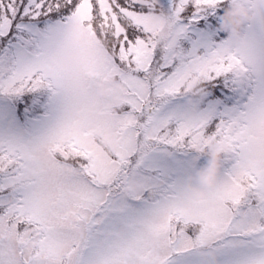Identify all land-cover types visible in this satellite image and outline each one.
Instances as JSON below:
<instances>
[{
  "label": "snow or ice",
  "instance_id": "obj_1",
  "mask_svg": "<svg viewBox=\"0 0 264 264\" xmlns=\"http://www.w3.org/2000/svg\"><path fill=\"white\" fill-rule=\"evenodd\" d=\"M229 2L0 0V97L17 101L0 109V264H264V72L248 66L264 61V0H243L258 13L246 52L181 46ZM159 13L175 25L163 48ZM88 48L96 59L72 77L53 69ZM76 75L89 92L115 77L114 111L97 116ZM92 129L117 137L110 155ZM218 141L229 155L210 203L193 206L194 154ZM130 183L141 193L123 196Z\"/></svg>",
  "mask_w": 264,
  "mask_h": 264
},
{
  "label": "clouds",
  "instance_id": "obj_2",
  "mask_svg": "<svg viewBox=\"0 0 264 264\" xmlns=\"http://www.w3.org/2000/svg\"><path fill=\"white\" fill-rule=\"evenodd\" d=\"M257 16L258 13L244 3L243 0H230L219 19L218 30L224 33L227 39L233 41L238 50L246 52L252 45L245 36V29L256 21ZM151 32L158 45L163 48L175 38L174 21L165 13L154 14L151 21ZM97 55L95 48L72 51L66 55L56 56L51 64L53 69L62 71L72 77L74 73L86 68L96 59ZM248 66L254 76L264 72V61L249 62ZM73 83L83 95H91L94 98L97 116L105 117L114 111L116 99L113 90L117 86L115 77L108 76L96 83L91 92L84 87V81L79 75L75 76ZM185 94L188 101L193 104L194 114L197 102L202 98V89L193 81L185 89ZM89 135L93 138L96 148L105 155H110L114 151L117 137L111 130L92 129ZM200 155L206 158V164L189 175L185 183L188 202L193 206L210 203L209 193L216 187L225 159L229 155V150L225 144L218 141L202 151ZM141 191L142 185L130 183L123 188L122 195L132 196L140 194Z\"/></svg>",
  "mask_w": 264,
  "mask_h": 264
},
{
  "label": "rangeland",
  "instance_id": "obj_3",
  "mask_svg": "<svg viewBox=\"0 0 264 264\" xmlns=\"http://www.w3.org/2000/svg\"><path fill=\"white\" fill-rule=\"evenodd\" d=\"M205 20V19H204ZM204 20H200L198 22H202ZM196 23H193L189 26L188 30V35L187 39L181 41V46L185 47L186 49H191L194 45H201V44H215L220 42L222 39H227L225 34L220 35V39L214 40L210 38L205 32L197 29L195 27ZM204 49H200L201 53L203 52ZM203 103V104H202ZM201 103V108H206L208 106L207 102V97L205 98V102ZM213 103H222L220 101H216ZM17 101L8 99L6 97H0V109H5V110H11L14 111L16 107ZM232 105H227V107H231ZM198 156V159L195 162V170H198L202 166L206 164V158L201 156L200 154H194Z\"/></svg>",
  "mask_w": 264,
  "mask_h": 264
},
{
  "label": "trees",
  "instance_id": "obj_4",
  "mask_svg": "<svg viewBox=\"0 0 264 264\" xmlns=\"http://www.w3.org/2000/svg\"><path fill=\"white\" fill-rule=\"evenodd\" d=\"M222 15H223V11L219 12L218 14L210 18L206 17L205 20L202 21L201 23L196 22L195 27L205 32L210 38L214 40L220 39L221 32L218 30V24H219V19ZM201 25H203V27Z\"/></svg>",
  "mask_w": 264,
  "mask_h": 264
}]
</instances>
